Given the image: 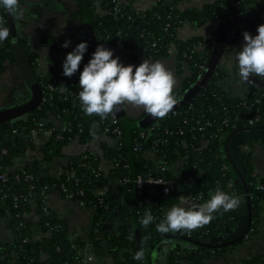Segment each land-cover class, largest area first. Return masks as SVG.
Instances as JSON below:
<instances>
[{"label":"trees","instance_id":"16d2710c","mask_svg":"<svg viewBox=\"0 0 264 264\" xmlns=\"http://www.w3.org/2000/svg\"><path fill=\"white\" fill-rule=\"evenodd\" d=\"M180 1L171 0L168 4L167 0H156L152 8L140 11L134 8L132 1L87 0L89 24L98 45L107 49L121 48L120 61L134 62L140 56L156 61L169 55L174 47L179 75L187 72L179 87L174 89L176 97L197 79L200 68L208 60L215 35L207 40L202 37L179 40L176 37L179 27L186 23L202 27L217 20L220 28L237 16H247L260 25L264 24V0H219L189 9L178 8ZM0 18L4 21L3 26L7 27V14L2 7ZM245 31L250 32L243 27L237 29L226 53L236 41L243 39ZM80 42H83L82 29L71 47H63L64 43L56 39H45L44 45L67 56ZM199 42L203 48L201 51L196 50ZM8 47L6 41V47L0 52V75L13 64ZM28 59L36 73L38 54L28 51ZM88 61V56L84 55L77 73L66 77L63 75L64 61L54 55L48 57L46 74L37 76L43 91L40 107L27 120L0 125V175H4L0 177V218L5 219L6 227L14 234L12 241H0V264H85L82 255L87 249L95 258L109 255L113 264H148L147 255L161 243L171 245L165 264H203L213 258L229 256L240 244L256 235L264 216V189L259 188L264 186V176L256 173L254 149L264 141H249L237 149L245 170L244 181L249 191L252 216L251 229L242 241L216 248L196 243L198 239L235 231L241 215L239 207L223 214L215 213V219L209 225L190 234H161L156 225L166 216L167 209L180 203V196L189 202L194 199L193 204H202L210 199L209 194L214 193L217 186L237 198L244 195L224 160L225 140L234 130L230 126L223 127L222 120L228 118L231 123L242 126L244 117L257 116L255 110L258 109V116L263 118L261 123L264 124V92L251 89L246 98L228 97L220 85L223 74L218 67L200 94L177 110L182 114H168L145 129L136 128L133 124L127 128L117 114L115 118L101 119L96 115L87 116L82 111L78 98L81 90L79 76ZM61 84L69 91L61 93L56 90ZM188 106H192L191 111L187 110ZM146 114L144 112L132 122ZM113 119H117L116 125L112 123ZM206 120L212 125L190 133L197 127L196 121L201 123L199 126H204ZM40 122L43 123L41 129L38 127ZM115 126L120 129V135L112 133ZM179 128L183 129L182 134L178 132ZM40 130L38 140L43 138V131L49 132L47 139L39 144L41 160L29 159L21 167H15L16 161L35 146L32 131ZM103 133L116 141L115 148L101 143V154H90L87 150L71 155L58 174L43 173L42 164L63 156L64 148L72 141L88 144ZM141 133L146 134L144 138ZM151 148L161 158L160 166L167 167L161 175L171 184L138 191L135 185L137 177L157 173L145 158V153ZM102 160L112 162L108 172L101 169ZM178 161H183V166L181 173L175 174L172 168ZM51 196L69 199L92 212V227L86 236H71L67 220L47 206ZM134 204L136 228L132 212ZM149 210L155 219L145 228L141 219ZM114 215L118 224L116 231L110 233L107 225ZM141 248L145 252L144 259H133L134 253ZM239 264H264V252L254 253Z\"/></svg>","mask_w":264,"mask_h":264},{"label":"crops","instance_id":"0c3cea01","mask_svg":"<svg viewBox=\"0 0 264 264\" xmlns=\"http://www.w3.org/2000/svg\"><path fill=\"white\" fill-rule=\"evenodd\" d=\"M21 1V0H20ZM23 1V0H22ZM21 1V2H22ZM133 2V6L136 10L144 11L152 8L155 5L156 0H121L122 3ZM219 0H181L178 3V8L180 9H189V8H200L205 4H209L212 2H217ZM48 3V4H47ZM167 3L170 4L171 0H167ZM21 7L23 3H20ZM24 6V5H23ZM25 8L27 9V16H24L20 21H14L12 23L10 30V36L6 40L9 45V52L11 50V45L16 43H23L24 46L30 52H36L39 56V60L41 62V67H39L36 71L37 76H42L45 73V64L48 57L51 55L56 56L58 59L65 61L66 56L63 53L58 51H51L48 47L44 45V40H60L63 43L66 41H70L69 46L71 47L74 42L80 37V17L78 16L79 4L77 0L71 1H41V3H35L32 0H27L25 3ZM35 13V14H34ZM44 18V22L46 20H50V22L55 23L56 18H64L65 23L73 22V26L68 28L67 25L61 24L58 29H49L45 30L42 27L38 28L36 25H32V21L37 18ZM34 22V21H33ZM46 23V22H45ZM18 25V26H17ZM48 26V25H47ZM47 26H43L46 28ZM63 28H66V31H62ZM219 29V21L213 20L203 25L202 27H195L191 24H184L176 30V37L179 40H188L192 37H202L204 40L210 38L212 34H216L215 32ZM13 39L15 43H13ZM6 41L0 43V52L6 47ZM244 44V39L236 41L232 45V49L230 52L226 53L222 60L219 63V69L222 71L223 79L220 82L222 89L225 94L230 98H246L251 89H256L264 92V80L252 76L249 78V81H242L239 76L238 63L235 60V54L237 51L241 50ZM114 55L113 58L120 57L123 53L121 48H111ZM197 51L203 50L202 47L196 48ZM11 54V52H10ZM12 56V54H11ZM28 57V55H27ZM145 57L140 56L134 62L120 61L124 66L134 65L138 66L142 63ZM12 66H9L7 70L0 75V82L2 77L7 75L9 77V81H7L8 85L3 88L5 92L0 91V110L13 107L21 102H25L28 100L30 94L28 92V88L22 78L18 68L16 67L15 61L13 59ZM150 62H162L165 67L170 70L174 78L176 80L175 88H178L180 82L184 76L187 75L185 71L183 75H179L177 70V61L175 59V49L171 48L169 55L153 61L148 59ZM35 71V70H34ZM6 77V76H5ZM6 77V78H7ZM5 78V80H7ZM126 110L127 113V105L122 107ZM145 111L143 109L139 111L133 118L140 116ZM118 116V113H117ZM56 125H59L57 122ZM43 138L39 140V142H35V146L33 149L29 150L25 156L18 159L15 163V167H21L26 160L29 159H37L41 160V155L39 152V144L41 141H45L47 139V133L43 134ZM101 143H106L108 147L115 148L116 141L107 136L99 135L95 137L88 144H81L77 141H72L68 144L63 150V156H59L55 158L53 161L49 163L42 164L43 173L48 175H55L61 172L62 168H64L68 163V157L71 155L80 154L89 150L94 154H101ZM145 158H147L152 165L157 169L161 163V158L155 154V152L148 151L145 153ZM254 164L256 173L258 175L264 176V143L258 145L254 149ZM183 166V161H178L176 165L172 168L175 174H180ZM112 168V162L110 160H102L101 169L104 172H108ZM243 196V195H242ZM180 204V203H178ZM189 204H193L189 202ZM189 204L181 205L183 207H188ZM47 206L53 210L60 218H64L67 220L69 224V230L72 237L77 236H86L90 228L92 227V212L84 207H82L79 203L72 202L69 200H62L57 196H51L48 199ZM170 209V208H169ZM166 210L167 211L169 210ZM118 224V218L116 215L112 216L110 223L107 225V230L110 233H114L116 231ZM259 231L256 235L252 236L249 240L240 244L233 252L227 257L213 258L209 261H205L203 264H239V262L253 255L257 252H264V216L259 225ZM14 238L13 232L8 229L5 225V219L0 218V241L1 242H10ZM161 250H158L153 253L155 256V260L151 262L153 264H165L166 257L168 256L171 245L169 243H161ZM152 252L147 255L149 259L151 258ZM85 264H113L111 257L109 255H105L103 258H95L91 262H84ZM178 264H188L186 262H179Z\"/></svg>","mask_w":264,"mask_h":264},{"label":"clouds","instance_id":"9594fccd","mask_svg":"<svg viewBox=\"0 0 264 264\" xmlns=\"http://www.w3.org/2000/svg\"><path fill=\"white\" fill-rule=\"evenodd\" d=\"M0 7L5 9L14 21H20L24 17L25 9L21 7L20 0H0ZM3 24L4 21L0 18V43L10 36L9 28ZM256 31L258 34L255 36L248 31L242 33L244 44L235 54L242 81H249L252 76L264 80V24L259 25ZM69 43L70 41H66L62 46L66 48ZM87 50V42H80L67 54L62 66L64 76L72 77L77 73ZM113 55L112 50L99 45L80 72L81 90L78 92V98L85 115H96L101 119L109 116L115 118L122 107L131 105L143 109L153 118H166L178 103L174 92L176 80L173 73L159 61L150 62L145 59L138 66H124L119 57L113 58ZM56 90L61 93L69 91L63 84ZM209 195L210 199L198 205L189 204L185 197L180 196V204L167 211L166 216L156 225V230L161 234H190L209 225L215 219V213L233 211L241 203L234 194L222 190L219 186ZM185 204L189 206H181ZM154 219L152 212L146 211L141 224L147 228ZM144 256V249L141 248L134 253L133 259L143 260ZM155 258L153 256V260Z\"/></svg>","mask_w":264,"mask_h":264},{"label":"water","instance_id":"95a60500","mask_svg":"<svg viewBox=\"0 0 264 264\" xmlns=\"http://www.w3.org/2000/svg\"><path fill=\"white\" fill-rule=\"evenodd\" d=\"M21 1L20 3H23L22 8L25 9L24 16H27L28 13L27 9L25 8L26 0H23L22 2ZM79 3L81 6L82 40L83 42H87L88 44V50L85 55H87L88 60H90L92 58V54L99 45L89 24L90 16L87 0H80ZM6 14L7 26L11 29L13 18L8 14L7 11ZM259 25L260 24H258L254 19H251L247 16L233 17L225 22L217 30L216 34L213 37L211 51L205 67L200 72L195 82L177 97L178 103L174 106L173 110L169 114L192 102L194 98L200 94L201 90L208 84L214 71L219 67V63L222 60L223 56L226 54L227 49L232 43L233 36L239 27L247 28L255 36L258 34L256 30ZM10 52L13 56L16 67L18 68L22 78L24 79L30 96L25 102H21L13 107L1 109L0 125L15 124L27 120L29 115L34 110L40 107L43 99V91L39 84L37 75L35 74V71L33 69V66L27 57L28 53L24 44H12ZM159 120L160 119L151 117L147 113L143 118L136 121L134 127L145 129L155 122H158ZM33 138L34 140H36V142H39L37 136H34ZM249 141H264V125L241 128L233 131L226 138L224 145V160L228 162L233 176H235V178L237 179L236 184H238L244 191V195L239 198L241 203L238 207L240 209L241 215L239 217L236 230L228 235L226 234L219 237L198 239L196 241L197 244H201L202 246H207L210 248L224 247L242 241L251 229L252 216L248 203L249 191L244 181L245 170L237 154L238 147H240L243 143ZM132 212L134 218V227L136 228L137 223L135 204L133 205ZM161 246L162 245L156 246V248L152 251V256L149 259L148 264H153L151 262L153 253L161 250Z\"/></svg>","mask_w":264,"mask_h":264},{"label":"built area","instance_id":"2783aa9c","mask_svg":"<svg viewBox=\"0 0 264 264\" xmlns=\"http://www.w3.org/2000/svg\"><path fill=\"white\" fill-rule=\"evenodd\" d=\"M198 47H201V43L200 42L197 44L196 48H198ZM35 65H36V69H38L39 67H41V62H40L39 59L36 61ZM204 67H205V65H203L200 68L201 71L203 70ZM45 69H46V66H45ZM45 74H46V71H45V73L43 75H45ZM258 102H259L258 100L255 101L256 104ZM187 110L188 111H191L192 110V106H188ZM258 111H259L258 109L255 110V113H256L257 116H250V115L245 116L244 117V122L241 123L242 126H240L238 124L231 123V121L228 118H225V119L222 120V126L223 127H229L230 126L231 129H233L234 131H236V130L241 129V128H247V127H254V126L264 125V124L261 123L262 120H263V118L260 117V116H258ZM171 114L173 116H177V115L182 114V112L174 111ZM112 123L116 125L117 119H113V122ZM200 124L201 123L199 121H196L195 126H197V127L192 128L191 131H190V133H192V131L195 130V129H197L198 131L204 130L205 127L211 126L212 125V122L209 121V120H206V121H204V126H199ZM42 126H43V123L40 122L38 124V127L41 129ZM58 127H60V126H58ZM40 132H42V131L41 130L40 131H32V133H31L32 138L34 136H37V134H39ZM43 132L49 134V132H47V131H43ZM178 132L180 134H182L183 133V129H180L179 128L178 129ZM13 133H16V130H14ZM112 133H114L116 135H120V129L117 126H115L114 129H113V131H112ZM102 135L103 136H106L105 133H103ZM145 135L146 134L141 133V137L144 138ZM153 144L155 145L156 143L153 142ZM151 151L154 152V148H151ZM90 154H93V153L90 152ZM166 170H167V167L166 166H164V165L160 166L159 165L158 166V171L159 172H157L155 174H150V175H148L146 177H141V176L137 177L136 180H135V185H136L137 190L138 191H141L143 188H148V187H153V186H166V185H170L171 182L170 181H166L162 177V175H161ZM0 177H4V175L1 174ZM259 188L264 189V186H259ZM196 200H198V199H196ZM193 201H194V199H191V202H193ZM82 256H83L84 262H91L92 260L95 259V257L91 253L90 249L85 250L83 252V255Z\"/></svg>","mask_w":264,"mask_h":264},{"label":"rangeland","instance_id":"374dc122","mask_svg":"<svg viewBox=\"0 0 264 264\" xmlns=\"http://www.w3.org/2000/svg\"><path fill=\"white\" fill-rule=\"evenodd\" d=\"M32 1L35 3H41V1H44V0H32ZM45 1L49 2L50 0H45ZM53 1H58V2L59 1H68L69 2L71 0H51V2H53ZM33 21H32V25H36V27H38V28L42 27V29H44L43 31H45L46 29L47 30L58 29V27H60L62 23L64 26L68 24L69 25L68 28H71L73 26V22L65 23V19L60 18V17L56 18L55 23L50 22V20H46L45 21L46 23H45L44 18H39V17ZM43 26H47V27L44 28ZM62 31H66V28H63ZM5 76L7 77V75H5ZM5 76L2 77V79H1V81H3V82H0V91H2V92H5V90H3V88L8 85L7 81H9V77L6 78ZM5 78L7 80H5ZM141 110H142L141 108H136V107H133L131 105H127V113H126V110L124 108H122L121 111H119L117 113H118V116L120 118L119 120L121 121V123L128 128L132 124L134 125L136 123V122H132V119H137V117H135V118H133V117Z\"/></svg>","mask_w":264,"mask_h":264},{"label":"flooded vegetation","instance_id":"af4514ba","mask_svg":"<svg viewBox=\"0 0 264 264\" xmlns=\"http://www.w3.org/2000/svg\"><path fill=\"white\" fill-rule=\"evenodd\" d=\"M225 155V154H224Z\"/></svg>","mask_w":264,"mask_h":264}]
</instances>
